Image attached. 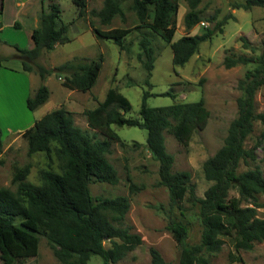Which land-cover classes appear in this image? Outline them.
Here are the masks:
<instances>
[{"label":"trees","instance_id":"trees-1","mask_svg":"<svg viewBox=\"0 0 264 264\" xmlns=\"http://www.w3.org/2000/svg\"><path fill=\"white\" fill-rule=\"evenodd\" d=\"M48 1V9L42 6L39 23L30 33L32 47L13 44L19 52L17 57L22 59L25 71L35 70L41 80L54 72L63 77L64 86L86 91L100 73L101 54L96 58L74 57L51 67L38 61L43 50H50L69 39L68 24L60 18L59 3ZM123 1H129V7L137 15L138 22L134 27H148L171 45L174 65H184L198 51L200 43L210 39L225 21L217 20L213 27L207 26L202 32L185 33L172 40L177 0H103V5L91 9V13L97 15L101 23H110L116 14L123 13ZM200 1L186 0L188 10L184 13V23L188 29L202 21L198 8ZM73 2L78 16H83L88 0ZM233 5L244 9L256 5L264 7V0H243ZM214 18L212 16V20ZM132 28L92 26L97 35L112 38L120 48L124 47L123 41ZM240 38L243 47L249 48L252 54H225L223 64L225 67L238 63L252 66L238 79L241 94L237 97V115L228 125L223 144L203 161L204 176L212 183L202 196L194 193L188 170L172 169L174 155L166 149L163 132L167 130L181 142H187L194 130L207 123L209 111L203 98L150 106L146 99L151 92L145 90L139 117H127L124 112L130 109V101L115 87H110L102 101L85 110L90 127L112 133L104 138L76 125L73 113L63 106L47 111L22 130L27 153L41 151L48 157L54 154L59 170L42 168L40 182L34 183L27 179L29 163L16 166L12 176L16 188L0 187V248L9 256L10 264H23L28 257L37 255L41 235L47 238L55 257L63 264H87L93 254L99 255L103 264L115 263L142 243L141 234L123 223L130 207V197L124 194L94 197L90 191L91 182L116 183L119 179L116 167L106 156L112 142L109 135L120 138L111 129L112 124L147 129L146 146L158 162L157 183L168 189L169 212L178 208L183 216L181 202L188 191L189 199L197 206L201 223L197 242H187L188 225L182 218L173 214L167 217L165 227L180 248L178 264H209L207 254L219 251L226 242L233 247L229 251L230 260H241L238 251L249 250L256 241L263 240L264 215L258 214V208H264V201L259 200V194L264 193V173L256 163L255 148L264 138V109L256 110L255 93L264 84V42L257 52V46L246 36ZM139 45L141 52L138 56L149 82L155 61L154 47L146 35L140 38ZM5 58L0 56V67ZM164 93L174 96L171 90ZM48 96V86L41 83L26 98V105L33 110ZM256 120L263 128L254 146L247 148L244 142ZM140 144L134 142V145ZM2 147L0 127V152ZM241 162L247 167L239 170ZM134 187L131 184L130 190ZM231 189L237 190L238 195L230 194ZM149 251L152 264H169L155 246H150Z\"/></svg>","mask_w":264,"mask_h":264},{"label":"rangeland","instance_id":"rangeland-1","mask_svg":"<svg viewBox=\"0 0 264 264\" xmlns=\"http://www.w3.org/2000/svg\"><path fill=\"white\" fill-rule=\"evenodd\" d=\"M59 3L60 18L68 24L69 39L57 43L50 50H43L38 61L51 67L74 57H103L102 67L95 83L86 91L70 89L61 82L63 77L51 73L41 80L35 70L25 71L23 61L17 57L18 51L13 44L22 48H30L33 41L31 30L39 23V12L42 6L48 9V0H3L0 13V55H7L2 60V67L20 68L16 75H7L0 71V127L2 129L3 147L0 152V187L16 188L12 182L16 166L30 164L27 179L40 182L42 168L58 169V160L54 154L48 157L44 152L27 153L26 139L21 131L30 126L35 119L53 108L63 106L73 113L74 123L90 133L96 132L99 138L112 134L108 130L98 131L88 125L85 110L95 107L102 101L110 87H115L130 101L131 107L124 112L127 117H139V109L143 92L151 94L146 103L150 106L168 105L174 102L195 101L204 99L209 111L207 123L203 128L193 131L187 142H181L172 133L164 130L166 149L174 155L173 170H188L191 173L190 183L194 193L202 196L204 190L212 183L205 178L203 161L214 154L223 144L230 121L237 115V97L241 90L237 86L238 79L252 64L238 63L225 67V54H252L249 48L242 45L240 36L257 46L258 50L264 42V7L253 6L250 9L234 7V2L243 0H201L202 21L188 29L184 23V13L188 10L186 0H177L178 9L175 14V40L185 33L202 32L207 26L213 27L217 20H225L221 28L213 36L200 43L199 49L184 65L172 63L173 50L160 35L145 26L134 27L137 15L129 7V1L122 2V14H116L110 23H101L99 17L91 13V9H99L103 0H88L83 16H78L73 0H53ZM231 14V15H229ZM212 16L215 18L212 20ZM36 18V21H35ZM17 21L18 25L14 22ZM100 28L132 27L120 48L112 38L97 35L92 26ZM151 38L154 47L155 61L149 82L147 71L138 54L141 52L139 40L142 36ZM13 46V47H11ZM9 53H11L9 55ZM1 68V67H0ZM22 74V76H21ZM45 83L49 88L48 99L37 108L31 110L26 105V98L36 88ZM171 90L174 96L164 92ZM256 110L264 109V84L255 93ZM263 125L256 120L252 132L245 139V146L251 148L262 131ZM111 129L120 138H112L107 158L118 171L116 183L95 181L90 183V191L96 196H115L118 194L130 197V207L123 223L131 226V230L142 236V243L129 251L122 259L111 264H152L149 248L155 246L169 264H178L180 248L170 231L165 227L167 217L173 214L182 218L188 225L187 242H197L201 234V223L197 206L189 199V191L182 200L183 216L178 208L173 212L169 207V192L166 186L158 184V162L146 146L148 131L137 125L112 124ZM111 130V132H113ZM140 145H134V142ZM125 142V143H123ZM256 163L264 173V138L255 148ZM240 163L239 170L246 168ZM131 184L134 189L130 190ZM230 194L238 195L231 189ZM264 201V193L259 194ZM258 214L264 215V208H258ZM233 250L229 242L213 253H208L209 264H264V239L256 241L249 250L241 249L238 255L241 260L231 261L229 251ZM0 264H10L9 256L0 248ZM23 264H63L54 255L45 236H40L38 254L28 257ZM87 264H103L102 258L91 255Z\"/></svg>","mask_w":264,"mask_h":264},{"label":"crops","instance_id":"crops-1","mask_svg":"<svg viewBox=\"0 0 264 264\" xmlns=\"http://www.w3.org/2000/svg\"><path fill=\"white\" fill-rule=\"evenodd\" d=\"M2 10H3V0H0V13H2ZM35 21H36V18H35ZM14 24L15 25H18L17 24V21H15L14 22ZM32 31V30H31ZM31 33V32H30ZM0 43H2V44H4V45H9V44H7L6 43V41H4V40H0ZM11 47H13V46H11ZM13 49H15V47H13ZM11 53H9V55H10ZM0 56H7L6 54L4 55H0ZM6 71L7 73H12V74H7V75H16L17 73H19V71H20V68H18V67H14V66H6V67H1L0 68V71ZM21 76H22V74H21Z\"/></svg>","mask_w":264,"mask_h":264}]
</instances>
